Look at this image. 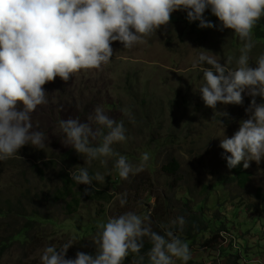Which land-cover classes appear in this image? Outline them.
<instances>
[{"label":"rangeland","instance_id":"obj_1","mask_svg":"<svg viewBox=\"0 0 264 264\" xmlns=\"http://www.w3.org/2000/svg\"><path fill=\"white\" fill-rule=\"evenodd\" d=\"M174 16H178L179 22L173 21ZM194 28L186 20V12L176 11L169 25L162 26L143 44L126 50L119 41L113 42L112 60L100 69L81 70L67 82L57 76L43 86L47 103L37 106L31 120L34 127L44 132V149L27 144L14 158L0 161V247L3 239L12 234V222L16 219L14 213L6 218L1 215L9 213L8 202L23 209L25 215L36 211L49 220L29 231V241L21 238L13 242L0 256V264H38L45 245L59 247L68 240L74 244L67 258H74L77 251L85 252V249L95 252L92 241L95 232L82 235L84 226L133 210L138 214L151 213L153 227H156L184 213L191 214V207L203 199H206L209 215L216 210L222 212L218 205L226 207L230 202L237 207L222 221L209 219L210 229L204 235L209 236L210 230L223 222L236 238L238 250L232 251L233 245L220 244L216 259L213 249L201 246L204 239L199 237L192 242L179 232L191 249L188 264H230L228 260L240 264L264 263V160L259 165L250 162V167L245 169L249 181L244 187L232 181L219 183L217 180L227 172L220 139L224 135L232 136L239 128V121L248 118L245 108L252 98L244 93L242 105L218 102L215 110L206 107L199 92L194 91L203 83V74L199 68L190 70L200 52L213 55L223 63L228 55L234 60L238 58L243 45L231 29L221 32L218 27L213 28L204 39L192 33ZM253 40L256 43L250 53V63L264 52V43L256 40L254 34ZM256 99L258 103L264 100ZM184 102L185 108L180 107ZM98 105L110 117L124 121L127 140L112 146L116 152L125 155L134 165L139 164L144 152L149 154L144 171L125 180L114 170L112 158H108L106 165H101L99 160L83 165L84 158L77 154L75 166L70 160L63 162L62 155L72 148L62 143L64 134L59 121L72 117L87 122V117ZM124 109L129 115H124ZM173 160L179 162L178 174H173ZM66 163L72 170L86 166L93 173L100 172L105 181L103 185L98 182V189L108 190L113 196L112 202L88 197L78 209L77 218L65 215L61 206H48L40 197L42 191L62 184L61 170L67 169ZM82 185H77L75 191L81 193ZM205 188L208 190L204 191ZM27 191L31 192L32 203L23 198ZM124 193H127L128 203L121 207L119 198ZM20 221L24 223L23 219ZM238 252L241 258L236 256V260L226 255ZM124 264H131V259L126 258ZM176 264L181 262L177 260Z\"/></svg>","mask_w":264,"mask_h":264},{"label":"clouds","instance_id":"obj_2","mask_svg":"<svg viewBox=\"0 0 264 264\" xmlns=\"http://www.w3.org/2000/svg\"><path fill=\"white\" fill-rule=\"evenodd\" d=\"M206 10L218 18L219 26L205 16ZM176 11L186 12V20L198 21L200 29H231L242 42L235 60L228 55L222 63L215 56L200 52L190 70L199 68L203 74V83L194 91L199 92L206 107L215 110L218 102L242 105L244 93L252 98L245 108L248 118L239 121L232 136L221 137L219 147L228 169L236 168L242 161L245 169L251 161L259 165L264 160V100L258 103L256 98H264V52L251 63L250 53L256 43L253 28L264 17V0H0V161L14 158L27 144L44 149V132L34 127L31 114L37 106L47 103L43 87L46 83L57 76L67 82L81 70L100 69L112 60L113 42L119 41L126 50L143 44L162 26L166 28ZM172 19L179 22L178 16ZM145 99H149L148 95ZM185 106L186 102L180 105ZM123 113L129 115L126 109ZM59 128L64 134L62 143L84 158L83 165H90L93 160L106 165L112 158V166L121 179L144 171L149 161V154L144 152L139 164L134 165L114 150V144L127 140V129L123 120L110 117L99 105L87 122L69 117L59 121ZM69 175L77 185L95 187L93 181L100 185L105 181L100 172L90 173L86 166L70 168ZM91 190L86 187L84 193ZM127 203L124 193L119 204L124 207ZM186 223L185 216L179 215L167 224L159 223L160 231H156L151 213L127 210L96 222L94 255L77 251L74 258H67L74 244L68 240L59 247L45 245L38 264H124L129 256L131 264H176L177 260L188 264L190 246L177 234L184 231ZM146 240L150 247L144 251ZM220 244L233 245L232 251L238 250L230 230L217 233L210 248L216 252V259ZM226 255L228 259L241 258L239 252Z\"/></svg>","mask_w":264,"mask_h":264},{"label":"trees","instance_id":"obj_3","mask_svg":"<svg viewBox=\"0 0 264 264\" xmlns=\"http://www.w3.org/2000/svg\"><path fill=\"white\" fill-rule=\"evenodd\" d=\"M210 15H212L210 10H206L205 16L210 20L214 18L213 22L217 24L219 21L218 18L215 17L214 15L212 16ZM197 22L192 23V26L195 27L194 29H191L192 33L199 35V38L206 39L210 35V33L213 31V28L198 29ZM253 34L256 40L262 41L264 43V17H262L260 21L254 26ZM133 98L135 99V101L137 100L135 97ZM76 155H77L76 151L72 148V150L62 155L63 162L64 161L68 162L70 160L69 162H71L72 165L75 166L76 165L75 163ZM66 164H67V169L72 168V167H69L68 163ZM178 164L179 162L177 160H173L171 162V168H172L173 174H178L180 172ZM45 165H48V164L45 163ZM223 166L227 171V175L218 176L217 180L219 183L232 181V182H235L238 186L244 187L249 181V173L245 170V168H243L242 164L238 165L236 168L228 169L226 160L224 159ZM67 169L61 170L62 175L60 176V180L62 184L60 186L55 187L54 189L48 190L46 192L42 191V195L40 197L42 198L43 201H45V203L48 206L53 207V208L57 206H61L64 209L65 215L76 217L77 211L80 208L81 204L83 203V200L87 199L88 197H91L94 200L95 199L99 201L103 200L106 203L112 202L113 196L110 194L108 190L103 191L102 189H98L99 184L97 181H93V185L95 187L83 184L81 187L82 188L81 191L83 192V194L82 192L81 193L76 192L75 189L77 187V184L71 180L69 171ZM90 173H93V171H90ZM86 187L92 189L89 194L84 193V189ZM207 190L208 189L205 188L204 191H207ZM262 197L264 198V195ZM23 198L26 199L27 202H31V192L27 191L26 193H24ZM18 203H20V199L18 200ZM9 206H11L9 213L7 215L6 214H1V215H4V217L6 218V216L8 215L12 216V213H14L16 216V219H19V221H16L15 219V221L12 222L13 224L12 226L13 228L11 232L12 234L9 237H5V239H3V244H1L2 247H0V256L3 254V252L6 249L10 247V245L13 242L21 238L25 239V241H29L31 239V237L29 236V231L34 229L37 225L38 226L42 225L41 223L42 221L49 220V217L45 216L44 214L41 215L36 211H32L29 215H25L24 213H22L23 209L16 207L15 205H13V203L11 205V203L8 202V208ZM13 206L14 208L11 209ZM218 206L222 212L216 210L214 211L213 215L208 214V211L206 209L207 208L206 199H203L202 202H199L196 205L192 206L191 214H186V213L183 214V216H185L186 221H187L184 231L181 232V234L179 232L177 234L184 235L185 240H190L192 242H194L196 239L201 237L202 239L205 240L202 246L204 245V246H208L209 248H212L213 244L216 242L218 231L221 229H226L229 231L230 229L227 228L226 225L222 222V224L218 228H215L214 230H210L209 235H212V236L208 238L207 236L204 235V233L208 232L210 229V225L208 224L209 219L222 221L223 218H226V214H231L236 209L234 204L230 202L228 203L226 207H222L223 205L222 206L218 205ZM20 219H23L24 223H22ZM20 223L22 224V226H20ZM95 225L96 224H91L88 227L84 226L83 229H81V234L86 236L88 234L90 235L96 232ZM154 230L160 231L159 227L157 226L154 227ZM148 247H150V245L148 244L146 240L144 251H146ZM85 252L93 254V255L95 254L94 251H91L88 249H85ZM127 258L131 259V256Z\"/></svg>","mask_w":264,"mask_h":264}]
</instances>
